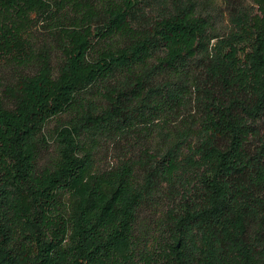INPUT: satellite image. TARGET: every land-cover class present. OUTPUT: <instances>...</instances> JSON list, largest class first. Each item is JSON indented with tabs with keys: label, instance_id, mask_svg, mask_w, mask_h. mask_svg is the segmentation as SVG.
I'll list each match as a JSON object with an SVG mask.
<instances>
[{
	"label": "trees",
	"instance_id": "16d2710c",
	"mask_svg": "<svg viewBox=\"0 0 264 264\" xmlns=\"http://www.w3.org/2000/svg\"><path fill=\"white\" fill-rule=\"evenodd\" d=\"M253 2L256 12L236 19L235 30L219 41L220 60L205 66L202 114L185 133L192 140L181 146L185 138L177 139L151 173L167 182L182 170L191 178L183 190L189 207L171 223L174 244L165 264L264 262V0ZM132 7L131 0H0V61L36 63L0 100V264H131L141 199L132 169L94 173L77 137L83 128L123 118L127 91L142 104L151 98L158 108L183 106L185 83L145 90L143 82L154 70L179 75L208 26L190 7H176L139 28ZM38 16L58 36L62 59L55 71L29 42ZM157 51L162 55L148 68ZM117 74L123 76L111 89L110 108L81 114V92ZM66 111L77 116L58 133L59 158L38 169V135L48 118ZM62 191L73 197L66 206ZM21 225L33 236L20 237Z\"/></svg>",
	"mask_w": 264,
	"mask_h": 264
},
{
	"label": "rangeland",
	"instance_id": "374dc122",
	"mask_svg": "<svg viewBox=\"0 0 264 264\" xmlns=\"http://www.w3.org/2000/svg\"><path fill=\"white\" fill-rule=\"evenodd\" d=\"M132 20L139 28L146 27L154 20L173 13L177 8L190 7L194 14L206 19L208 26L202 37L195 56L180 67V73L154 70L143 82L148 88H164L168 84L172 89L185 83L184 105L173 109H162L155 101L146 98L143 102L125 92L122 107L125 116L115 123L99 127L81 129L77 140L90 152L92 170L100 174L114 171L124 165L132 169L134 188L141 193L136 207L131 229V264H165L169 248L174 244L171 223L180 217L189 207V196L183 191L190 175L181 171L172 181L152 176L154 166L160 156L177 139L182 145L192 140L185 136L188 130L196 129L202 114L201 87L205 83V66L214 60H220L223 50L219 41L228 37L235 30L238 17L256 12L253 0H131ZM35 23L27 35L35 53L45 54L54 71L58 68L62 56L57 33L49 20L36 17ZM157 51L148 60V68L155 65ZM36 63L27 66L11 61H0V100L5 101L4 90L13 85L23 75H31ZM123 74L110 76L88 85L83 96L81 114H101L111 106V89L118 88ZM198 87V89H197ZM162 99V98H160ZM75 111L62 112L48 118L38 135L37 168L51 167L59 158L62 142L59 138L61 128H72L76 119ZM186 152V147L182 148ZM83 153V152H82ZM149 177L151 181L149 182ZM70 193L62 191L59 196L61 206L70 203ZM19 235L33 236L25 226L19 227ZM25 241H29L26 237ZM261 264H264L262 262Z\"/></svg>",
	"mask_w": 264,
	"mask_h": 264
}]
</instances>
